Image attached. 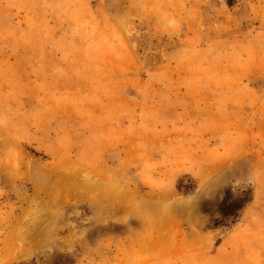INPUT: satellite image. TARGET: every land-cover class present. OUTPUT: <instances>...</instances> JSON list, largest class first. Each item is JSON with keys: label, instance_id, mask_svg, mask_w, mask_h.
Masks as SVG:
<instances>
[{"label": "rangeland", "instance_id": "374dc122", "mask_svg": "<svg viewBox=\"0 0 264 264\" xmlns=\"http://www.w3.org/2000/svg\"><path fill=\"white\" fill-rule=\"evenodd\" d=\"M0 264H264V0H0Z\"/></svg>", "mask_w": 264, "mask_h": 264}, {"label": "trees", "instance_id": "16d2710c", "mask_svg": "<svg viewBox=\"0 0 264 264\" xmlns=\"http://www.w3.org/2000/svg\"><path fill=\"white\" fill-rule=\"evenodd\" d=\"M244 195H246V193H244ZM250 200V198L244 197V198H240V199H236L231 205V207L229 208V210H224V216L228 217H232L233 220L231 221V223L236 222V220L239 217V211L243 206L242 202H246ZM231 204V203H230Z\"/></svg>", "mask_w": 264, "mask_h": 264}]
</instances>
